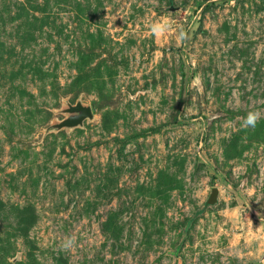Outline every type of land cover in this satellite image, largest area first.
Returning <instances> with one entry per match:
<instances>
[{"label":"rangeland","instance_id":"rangeland-1","mask_svg":"<svg viewBox=\"0 0 264 264\" xmlns=\"http://www.w3.org/2000/svg\"><path fill=\"white\" fill-rule=\"evenodd\" d=\"M251 111L264 0H0V264H264Z\"/></svg>","mask_w":264,"mask_h":264},{"label":"water","instance_id":"water-1","mask_svg":"<svg viewBox=\"0 0 264 264\" xmlns=\"http://www.w3.org/2000/svg\"><path fill=\"white\" fill-rule=\"evenodd\" d=\"M57 113L64 117L44 129V133H55L61 130L70 131L72 129L82 127L86 120L91 121L93 119L92 109L89 105L82 103L80 100H76L71 104L68 101L63 102V107L57 111ZM218 195L217 188H212L210 194L206 200V205H213L216 203Z\"/></svg>","mask_w":264,"mask_h":264},{"label":"clouds","instance_id":"clouds-1","mask_svg":"<svg viewBox=\"0 0 264 264\" xmlns=\"http://www.w3.org/2000/svg\"><path fill=\"white\" fill-rule=\"evenodd\" d=\"M173 24H174V22L172 20H170L168 18H164L163 20H161L159 22L153 23L150 27V31L154 36L160 37V36H163L164 34L170 32V31L176 30V29H174ZM177 38L180 41H185V40L189 39V34L183 28H180L178 30ZM261 118H264V114H262L259 111H251L243 119V127L255 128L258 121ZM73 244H74L73 240H68L65 242L64 246L65 247H71Z\"/></svg>","mask_w":264,"mask_h":264},{"label":"trees","instance_id":"trees-1","mask_svg":"<svg viewBox=\"0 0 264 264\" xmlns=\"http://www.w3.org/2000/svg\"><path fill=\"white\" fill-rule=\"evenodd\" d=\"M202 211V209H199L195 214H200V212ZM189 223V221H188Z\"/></svg>","mask_w":264,"mask_h":264}]
</instances>
